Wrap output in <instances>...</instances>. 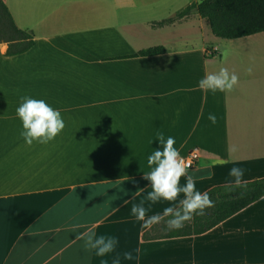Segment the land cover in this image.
<instances>
[{"label":"crops","instance_id":"obj_1","mask_svg":"<svg viewBox=\"0 0 264 264\" xmlns=\"http://www.w3.org/2000/svg\"><path fill=\"white\" fill-rule=\"evenodd\" d=\"M1 2L33 44L4 56L0 43V264H264V196L176 236L167 217L144 225L183 193L152 203L143 178L163 132L182 157L194 154L188 173L202 193L234 185L233 167L245 182L264 179V59L254 45L264 32L222 40L193 10L175 17L195 0ZM157 46L161 54L131 57ZM221 67L239 77L235 90H202ZM22 96L60 111L65 128L47 145L21 137ZM93 234L114 238V250L85 249Z\"/></svg>","mask_w":264,"mask_h":264},{"label":"clouds","instance_id":"obj_2","mask_svg":"<svg viewBox=\"0 0 264 264\" xmlns=\"http://www.w3.org/2000/svg\"><path fill=\"white\" fill-rule=\"evenodd\" d=\"M251 74V67L247 69ZM239 84V77L235 72H229L227 68L221 67L219 71L209 73L199 81V87L204 91H217L231 93ZM22 103L16 109V115L22 123L21 137L27 146L33 143L47 145L53 141L65 128V122L59 110L51 107L42 99H33L27 96L21 97ZM208 119L215 124L216 116L210 114ZM159 147L152 151L147 157V165L150 171L144 174V179L150 182L152 191L148 193L146 199L152 203L166 201L175 203L177 198L183 193L184 198L179 201L176 207L169 206L164 208L162 214L149 217L145 221L146 209L143 206H134L131 211L137 219L145 221V227L160 223L166 217L167 228L169 230H179L185 226L186 222H191L195 215H204L206 209L215 206L207 192H200L196 189V180L189 175V165L180 155V151L175 147L173 137L165 138L163 132L157 133ZM235 147L230 151H235ZM244 169L233 167L229 175L234 177L235 187H240L246 182L242 180ZM182 177L186 178L184 186L180 185ZM207 178H211V173ZM203 179V177H201ZM231 190V186H229ZM139 194V191L137 192ZM117 241L114 238L104 236L94 237L88 235L85 239V249L95 250V254L103 257L112 252ZM125 259H133L131 253L125 254Z\"/></svg>","mask_w":264,"mask_h":264},{"label":"trees","instance_id":"obj_3","mask_svg":"<svg viewBox=\"0 0 264 264\" xmlns=\"http://www.w3.org/2000/svg\"><path fill=\"white\" fill-rule=\"evenodd\" d=\"M190 10L208 25L210 34L218 39L233 40L264 32V0H200L191 3L175 14L176 18ZM167 19L156 23L165 25ZM0 43L6 45L4 56H14L27 51L33 44L30 32L17 29L0 0ZM159 46L141 50L131 57L158 55ZM231 186V190H229ZM215 206L205 210L204 215H195L182 229L172 231L176 236L197 235L209 230L219 222L264 196V179L235 185L217 186L206 191ZM171 219L167 217L166 220Z\"/></svg>","mask_w":264,"mask_h":264},{"label":"rangeland","instance_id":"obj_4","mask_svg":"<svg viewBox=\"0 0 264 264\" xmlns=\"http://www.w3.org/2000/svg\"><path fill=\"white\" fill-rule=\"evenodd\" d=\"M195 1L197 2L199 0H195ZM254 45L263 49V51L260 54V59L261 60L264 59V37H262L260 40L255 41Z\"/></svg>","mask_w":264,"mask_h":264},{"label":"built area","instance_id":"obj_5","mask_svg":"<svg viewBox=\"0 0 264 264\" xmlns=\"http://www.w3.org/2000/svg\"><path fill=\"white\" fill-rule=\"evenodd\" d=\"M185 159V161L188 163L189 168L193 165V160L195 158L194 154L189 153L187 156L183 157ZM188 168V169H189Z\"/></svg>","mask_w":264,"mask_h":264}]
</instances>
